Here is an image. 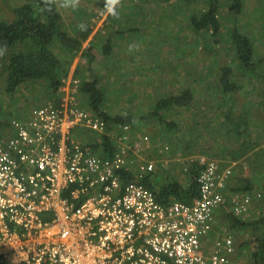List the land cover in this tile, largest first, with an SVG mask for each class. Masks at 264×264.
<instances>
[{"label":"built area","instance_id":"1","mask_svg":"<svg viewBox=\"0 0 264 264\" xmlns=\"http://www.w3.org/2000/svg\"><path fill=\"white\" fill-rule=\"evenodd\" d=\"M6 124L5 130L0 124V264H242L232 259L238 253L231 232L211 239L230 193L229 171L204 160L192 203L162 201L143 183L151 167L132 172L129 153L141 142L131 143L133 124L113 125L84 107L74 74L63 78L55 102ZM86 130L110 136L114 154L82 141ZM230 199L234 214L246 219L254 196Z\"/></svg>","mask_w":264,"mask_h":264},{"label":"rangeland","instance_id":"2","mask_svg":"<svg viewBox=\"0 0 264 264\" xmlns=\"http://www.w3.org/2000/svg\"><path fill=\"white\" fill-rule=\"evenodd\" d=\"M54 1L69 32L72 33L76 23L82 22L84 26L92 27V33L83 43V50L93 44V52L97 54L92 62L91 72L87 70L88 62L81 52L72 58L68 69L69 74L77 66L74 77L79 81L81 104L87 102L81 91L83 80L88 76H96L105 91L103 110L111 116L128 115L136 121L131 143L141 142L135 147L137 153H129L132 172L138 174L140 164H145L148 168L151 167L146 179H149L156 189L176 180L186 186L191 181V174L186 170L189 161H216L221 168L229 171L230 177L249 176L256 183L254 189L249 192L254 194L252 212L245 217H248V220L259 218V213L264 212V195L260 188L264 186V137L259 139L261 148H247L248 151L243 152L246 148L243 142L248 143L250 138H234L233 134L227 131L228 123L225 125L224 116L233 98L224 99L215 85L218 82L220 65L225 62L233 66V78L241 85L234 100L235 116H239L244 110L251 112L257 108L256 115L259 116L256 120L264 119V106L261 105L264 100V76L261 75L262 71L257 70L255 74L239 67L234 51L230 49L232 30H229L231 20L233 28L236 26L252 39L256 58L264 57V0H241L244 4L242 12L237 16L231 15L227 18L228 21L222 20L218 42L207 33H196L190 24L194 10L197 13L198 10L206 8L208 0L187 3L186 5H190L188 7L195 9L187 8L182 11L178 0H111L106 11L100 7V0ZM25 2L26 0H0V21H12V9ZM115 7L120 9L121 18L109 20V9ZM225 7L223 9L227 11V6ZM107 39L111 40L113 53L103 56L101 45L105 44ZM55 50L62 53L61 48L56 47ZM3 69L0 57V123L4 130L10 119L20 118L27 110L37 106L55 102L58 92L48 88L46 80L28 82L21 85L17 91L8 92ZM185 87L195 89L200 103H195L189 110L177 108L169 112L167 117L164 116L165 120L179 121L182 129L175 134L162 132L163 125H159L154 117L149 120H137L154 110L159 100L179 94ZM83 106L91 109L88 104ZM188 126L192 130H187ZM206 126L210 128L209 132H204ZM185 129L186 131H182ZM256 129L253 131L254 135L264 134V125ZM88 133L80 138L93 146L99 135L92 130H88ZM175 135L185 140L188 145H193L188 150V155L184 156L183 150L181 151L184 142L180 144L179 149L173 145ZM145 138H148V143L142 140ZM228 196L230 193L226 197V205L216 214L217 222L211 239L214 240L225 231L231 232L238 253L232 259L241 261L242 264H252L250 251L253 248L247 243L253 239V232L250 228L240 232L230 229L228 221L222 218L224 210H230L231 207L232 201ZM237 243L243 244L241 248Z\"/></svg>","mask_w":264,"mask_h":264},{"label":"trees","instance_id":"3","mask_svg":"<svg viewBox=\"0 0 264 264\" xmlns=\"http://www.w3.org/2000/svg\"><path fill=\"white\" fill-rule=\"evenodd\" d=\"M110 1L100 0L101 3L99 5L106 11ZM178 1H180V10L182 11L187 8L195 9V7H188L190 5L186 4L197 0ZM225 6H227V11L223 9ZM243 6L244 4L241 0H208L206 8L198 10L197 13L194 10L191 14L190 24L196 33H207L209 37L215 38V42H218L223 26L222 20H227L231 15L237 16L242 12ZM175 7L177 8V6ZM114 10L115 14L111 12L108 17L109 20H119L121 18L120 9L115 7ZM12 11L14 14L12 21H0V57L1 62H3L4 79L8 92L13 93L21 85L39 80H46L47 87L53 92H58V88L63 83V78L69 72L68 69L72 58L80 52L86 57L88 62L87 70L91 72L92 62L96 59L97 54L93 52V44L83 50V43L92 33L91 26H84L82 22L76 23L77 26H75L72 33L69 32L63 15L54 0H26L22 5L14 7ZM229 22L231 27L229 30H232V47L230 49L234 51V57L238 61L239 67L255 74H257V70L262 71L261 75L264 76V57L256 58L252 39L239 31L236 26L233 28L231 20ZM56 47L61 48L62 53L56 52ZM101 48V55L103 56H110L113 53L110 39H107L106 43L101 45ZM233 77H235V68L225 62L221 64L218 69V82L215 87L221 91L224 99L227 97L229 99L233 98L224 116L225 125L228 123L226 126L227 131L233 134L234 138L241 136L250 138L248 143L243 142V146H246L243 152L248 151L247 148L258 150V147L261 148L262 145L259 139L261 136L264 137V134L254 135L253 131L257 130L256 127L259 129L260 126L264 125V117L262 118L263 120H256V117L259 116L256 115L258 114L257 108H254L251 112H247L248 110L245 112L244 110L239 116H235L234 100L236 99V92L241 89V85ZM81 91L88 102L86 104L110 123L112 122L113 125L118 123L134 124L136 122L131 116H111L103 110L105 91L100 86L98 77L88 76L87 79L83 80ZM195 103H200L195 89L193 87H185L179 94H173L159 100L154 110L148 112L147 116L143 115L137 120H149L154 117L159 122V125H163V129L160 128V131L162 129V132H173L175 134L179 129H182L179 121L176 119L165 120L164 116L167 117L169 112L171 113L177 108L189 110ZM216 103L217 101L214 102V104ZM86 104L84 101L83 105ZM261 105L264 106V100ZM162 110L163 112H161ZM207 126L204 132H209L210 128ZM186 129L192 130L189 126ZM186 129L182 131H186ZM182 142H184V146L181 151L183 150L184 156H186L190 153L188 150L193 145H188L185 140L175 135V139L173 138L175 148L179 149ZM100 146L102 148H99ZM97 147L100 150H96L99 154L111 156L114 154L115 141L110 136L103 135L101 142L92 146L93 149ZM187 168L191 174V181L187 186L177 182V180L169 181L158 189L150 183L149 179H145L143 183L153 190L156 189L155 191L159 198L164 202H168L172 198L173 200L192 203L193 199L198 196L197 180L200 171L204 168V164L194 161L189 163ZM131 180L135 181L134 179ZM255 185L256 183L249 176H233L228 178L227 188L230 194L246 193L251 192ZM260 188L264 195V186H260ZM252 195L254 196V194ZM228 198L230 199V196ZM259 214V218L248 220L247 217V220H245L236 216L231 207L230 210H224V215L222 214V218L228 221L230 229H237L240 232L245 228H250L253 232V239L247 243L248 246L253 248L250 251L252 264H264V212L262 211ZM50 216L47 213L42 214L43 219H49ZM237 245L241 248L243 244L239 245L237 243Z\"/></svg>","mask_w":264,"mask_h":264},{"label":"crops","instance_id":"4","mask_svg":"<svg viewBox=\"0 0 264 264\" xmlns=\"http://www.w3.org/2000/svg\"><path fill=\"white\" fill-rule=\"evenodd\" d=\"M75 69H77V66H76V68H73L72 71H71L69 74H70V75L75 74ZM84 134H89V133H88V130H86ZM102 137H103V135L100 134L99 137L96 138V140H94V144H93V146H95V144L101 142V138H102ZM187 163H188V162H187ZM189 163H191V162L189 161ZM186 170H188V168H186ZM151 177H152V176H151ZM151 177H150V178H151ZM151 180L154 181V179H151ZM187 185H188V184H187ZM187 185H186V186H187Z\"/></svg>","mask_w":264,"mask_h":264},{"label":"clouds","instance_id":"5","mask_svg":"<svg viewBox=\"0 0 264 264\" xmlns=\"http://www.w3.org/2000/svg\"><path fill=\"white\" fill-rule=\"evenodd\" d=\"M109 11L112 12L113 14H115V10H114V9L110 8ZM68 75H69V74H68ZM10 120H11V119H10ZM0 124H1V123H0ZM6 125H7V124H6ZM6 125H5V126H6ZM133 125H134V124H133ZM1 126H2V124H1ZM246 193H247V192H246ZM251 194H252V193H251Z\"/></svg>","mask_w":264,"mask_h":264}]
</instances>
